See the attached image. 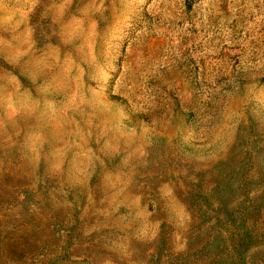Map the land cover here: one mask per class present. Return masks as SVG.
Returning a JSON list of instances; mask_svg holds the SVG:
<instances>
[{
    "label": "rangeland",
    "instance_id": "rangeland-1",
    "mask_svg": "<svg viewBox=\"0 0 264 264\" xmlns=\"http://www.w3.org/2000/svg\"><path fill=\"white\" fill-rule=\"evenodd\" d=\"M0 264H264V0H0Z\"/></svg>",
    "mask_w": 264,
    "mask_h": 264
},
{
    "label": "trees",
    "instance_id": "trees-1",
    "mask_svg": "<svg viewBox=\"0 0 264 264\" xmlns=\"http://www.w3.org/2000/svg\"><path fill=\"white\" fill-rule=\"evenodd\" d=\"M205 198H206V197H204V196L202 195V200H205Z\"/></svg>",
    "mask_w": 264,
    "mask_h": 264
}]
</instances>
